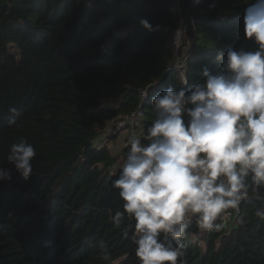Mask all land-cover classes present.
<instances>
[{"label": "trees", "instance_id": "obj_1", "mask_svg": "<svg viewBox=\"0 0 264 264\" xmlns=\"http://www.w3.org/2000/svg\"><path fill=\"white\" fill-rule=\"evenodd\" d=\"M246 3L0 0V167L11 170L10 180H0V264H139L133 222L113 220L123 211L112 187L117 154L94 141L112 116L137 107L141 88H148L140 108L146 130L150 98L183 86L169 69L180 21L190 40L189 90L203 66L219 63L217 51L253 50L243 35ZM13 107L19 115L9 124ZM20 137L37 153L28 180L6 160ZM262 203L264 187H250L230 227L219 218L220 229L206 232L189 221L176 242L184 245L178 264H264V220L254 215Z\"/></svg>", "mask_w": 264, "mask_h": 264}, {"label": "clouds", "instance_id": "obj_2", "mask_svg": "<svg viewBox=\"0 0 264 264\" xmlns=\"http://www.w3.org/2000/svg\"><path fill=\"white\" fill-rule=\"evenodd\" d=\"M246 5L243 35L256 47L217 51L219 63L203 66L190 90L183 73L182 87L150 98L154 118L147 129L127 137L112 180L123 211L113 220L119 226L126 215L133 222L139 264H178L184 245L176 242L186 237L189 221L202 231L219 230L218 219L237 210L250 187H264V0ZM139 23L154 30L146 19ZM9 113L14 124L19 113L14 107ZM36 155L20 137L6 160L28 180ZM10 179L11 170L0 167V180ZM254 215L264 220V203Z\"/></svg>", "mask_w": 264, "mask_h": 264}, {"label": "built area", "instance_id": "obj_3", "mask_svg": "<svg viewBox=\"0 0 264 264\" xmlns=\"http://www.w3.org/2000/svg\"><path fill=\"white\" fill-rule=\"evenodd\" d=\"M197 2L198 0H192ZM177 2V1H176ZM178 5V4H177ZM213 5V2L209 4ZM178 10V8L176 9ZM220 19H225V16H220ZM184 27L182 25V21H180L179 25L171 32L170 35V45L174 52V58L172 64L169 69L175 70L177 75L182 77V74L185 73L184 61L190 56V40L183 36ZM102 51H106V43L101 44ZM148 88L144 87L139 90V103L136 108L129 112L121 113L115 116H112L107 124L106 131L109 135H115L120 138V151L117 154V160L113 164L112 169L117 170L119 166L123 162V158L127 153L126 141L127 137L135 132L139 134L142 131L141 124V105L146 99L145 96L147 94ZM95 144L101 145L98 141H94ZM240 213V206L237 210L229 209L227 210L220 218L222 219V225L229 226L231 221ZM192 237L197 238L195 233L190 234Z\"/></svg>", "mask_w": 264, "mask_h": 264}, {"label": "crops", "instance_id": "obj_4", "mask_svg": "<svg viewBox=\"0 0 264 264\" xmlns=\"http://www.w3.org/2000/svg\"><path fill=\"white\" fill-rule=\"evenodd\" d=\"M95 140L101 145H105L113 154H116L115 151L120 148V138L115 135L114 137H111L106 129L100 133Z\"/></svg>", "mask_w": 264, "mask_h": 264}, {"label": "rangeland", "instance_id": "obj_5", "mask_svg": "<svg viewBox=\"0 0 264 264\" xmlns=\"http://www.w3.org/2000/svg\"><path fill=\"white\" fill-rule=\"evenodd\" d=\"M173 9H177L178 8V5H177V2H174L173 5H172ZM120 151V148H118L115 153H118Z\"/></svg>", "mask_w": 264, "mask_h": 264}]
</instances>
